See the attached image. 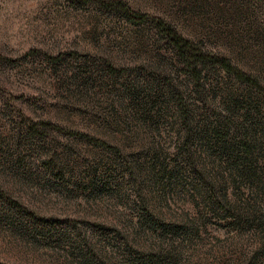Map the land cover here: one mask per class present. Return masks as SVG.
<instances>
[{"label": "rangeland", "instance_id": "rangeland-1", "mask_svg": "<svg viewBox=\"0 0 264 264\" xmlns=\"http://www.w3.org/2000/svg\"><path fill=\"white\" fill-rule=\"evenodd\" d=\"M161 24L204 66V88L184 98L206 106L192 150L222 205L182 168L167 85L186 68ZM0 186V209L8 194L108 255L129 248L122 230L134 264L152 251L163 264H264L263 222L240 221L264 213V0H0ZM30 238L1 215L0 264H88Z\"/></svg>", "mask_w": 264, "mask_h": 264}, {"label": "trees", "instance_id": "trees-1", "mask_svg": "<svg viewBox=\"0 0 264 264\" xmlns=\"http://www.w3.org/2000/svg\"><path fill=\"white\" fill-rule=\"evenodd\" d=\"M161 26L163 33L165 32L169 37L173 38L172 43L177 48L168 49L173 57L171 58V62H173L172 65L177 63L186 68L185 76H187V79L184 83H178L180 84L179 86L174 85V83L167 85V88L172 90L173 94L175 95V98H173V102L176 106L175 123L180 125L179 140L182 151V168L185 169L186 172H190L197 177L196 180L202 186L203 192L206 195V202L209 200V202L214 205H222L226 202V198L225 196L222 198L219 195L222 191L220 182L210 178L209 174H207L205 170L199 166V163L197 159H195L194 152L192 150L195 142L193 141V134L195 128L197 127V113L200 108H204L206 106H203V103L197 105L198 103H196L195 100L189 101L188 98H184V91H187V89L198 90L199 88H204V82L202 81L203 72L205 71V69L202 68L204 66L201 64L200 59L194 49H189V46L191 45L188 41L182 40L175 36L174 31L171 28L166 27L164 24H161ZM219 62L223 68L234 72L240 79L255 87H259L258 82L252 79V77L246 76L244 73L235 72L228 61L223 59ZM219 126H223V123L221 122ZM246 150L247 153H251L250 149L246 148ZM1 189L0 191L2 192L0 193V198H3L4 195L2 194L4 191ZM261 190L264 192V186L259 189V191ZM5 197L7 200L3 203L6 205H3L4 207L0 209L2 211H0V216L2 215L8 221L9 227L15 229L22 237L28 235L31 237L30 239L33 240L44 239L66 243L70 245L71 249L74 251L72 255L77 253L78 256L83 258H86L89 255V260L86 261L88 264L90 261L94 264H127L128 260H131V264H134V262L137 261L133 257V252L129 250L132 247L131 245L134 244L133 241H129L128 236H126L120 229H111V231L114 233L113 238L119 241V248L122 244L129 246V248L125 246L126 251L124 250V252L119 250V254L117 256L113 254L108 255L109 253L105 249H96L93 240H91L86 234L77 231L74 226L73 229H50V227L43 224L46 223V220L38 216L36 217V214L28 209L22 208L19 202L10 195L7 194ZM261 211L262 210L260 208L258 209L257 206L249 207L244 213H240L242 219L240 221L244 220L246 223H251L252 226H255V221H260L263 222L262 226H264V213ZM150 216V218H146L147 221H149L147 223L151 226V228H154L155 224H159L158 218L152 214ZM108 233H110V231L106 230L105 234ZM126 253L130 254L127 256L133 257V259H126ZM160 258H162L160 255H156L152 251L149 253L147 258H145L144 261L139 264H163L160 261Z\"/></svg>", "mask_w": 264, "mask_h": 264}]
</instances>
